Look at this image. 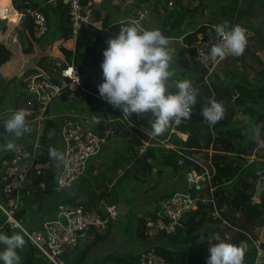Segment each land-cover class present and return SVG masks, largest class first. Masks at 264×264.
Instances as JSON below:
<instances>
[{"label":"trees","instance_id":"16d2710c","mask_svg":"<svg viewBox=\"0 0 264 264\" xmlns=\"http://www.w3.org/2000/svg\"><path fill=\"white\" fill-rule=\"evenodd\" d=\"M137 1L139 4L152 3L151 13L154 20L157 21L156 27L166 33L170 39L173 33H175V36L178 35L184 24L185 16L197 11L203 4V0H199L196 5L191 7H184L180 0H136L135 2ZM124 2L126 0H122L121 4L116 7L120 8ZM42 3L44 4V15L49 29L46 33V36H49V45H53L62 39H70L69 33L72 26L69 5H66L63 0H42ZM170 3L172 5H169ZM17 7L21 9V6ZM130 10L128 9L126 13ZM101 11L96 9V15L98 16ZM182 11H185V16ZM96 15L93 14L94 19H97ZM109 21V16L106 14L102 23L105 25ZM30 27L31 20L27 19L24 22L23 29L18 34L20 43H23L27 38L26 30H29ZM89 29L90 32L86 42L79 37L73 51L62 48L61 52L67 63H71V60H73L74 66L81 75L87 74L84 79V86L95 92L98 91V88L95 82L89 78L88 69L97 68L96 76H102L100 68L103 59L102 52L107 47L108 39L112 36L93 27ZM31 31H34L33 25ZM176 37L178 38V36ZM196 41L195 33L188 32L185 34L177 60L178 67L181 70L178 74L180 75L179 80L189 79L197 91V104L192 105L190 118L179 123L174 128L176 132H171L172 125L166 132L154 137L152 141L157 143L158 146L147 147L145 152L141 153L140 149L144 143L151 141V139L150 135L146 134L134 122L144 113L132 114L131 116L125 115L129 122L134 123L133 126L126 122H119L121 125L119 136L123 135L126 138L128 157L105 162L97 168L93 166L91 170L87 171L88 174L86 173L83 178L75 182L68 191L56 190L60 165L55 160L50 159L48 154L50 147H58L57 137L64 119L57 123L49 117L44 121L39 131L36 123L28 121L31 130L25 135L34 138L38 133L42 149L38 156L39 159L34 162L28 171L25 184L19 191V206L15 217L23 226L38 228L46 219L42 218L40 223L37 222L42 216L41 213L49 214L50 210L49 216L51 214L55 215L58 203L82 207L84 210L89 211L94 209V203L101 200L118 206L124 204L127 207L129 201L125 196L126 181L134 179L140 185H145L156 165H171L175 174L183 170V174L188 170L195 169L198 171L197 167L186 162L181 165L178 160L182 158V154L191 156L201 153L199 155L202 156L201 159H210L215 169L211 179L213 192L211 194L208 187L195 186L192 195L196 198L197 193H204L208 200L213 199L220 209L221 218L228 223V226L224 225L221 219L212 216V202L204 201V198L196 200L194 208L182 220V226L170 234L157 231L154 236H150L145 226V217L154 222L162 219L160 215L162 208L160 206L147 211L143 215L136 212L134 207H130L124 216H119L117 221L121 219L123 222L125 221L124 230L130 234V239L132 238L134 242L142 244L153 242L154 244L145 251L153 250L168 264H207L209 255L208 237L212 233H219L222 239L234 244L246 245L243 264H254L256 250L246 233L250 234V228L260 227L264 223V187L260 198L255 199L256 185L260 178L264 179V145L259 146L258 144L260 139H264V111H259V107H264V65L254 55L253 59L256 61V65L260 66L257 67L256 71H253V78L249 79L246 74L248 69H253L252 65L246 63L240 57L241 55L237 59L230 58L227 60L228 72L224 73V77L215 74L214 78L211 77L210 84H207L205 78L208 70L195 59L194 45ZM170 42L172 41L170 40ZM32 51V47L23 48L25 54L32 53ZM11 57V49L0 42V68L9 62ZM239 61L244 72L243 80H240L239 72L234 74L232 71ZM43 62L44 59L41 58L38 65L42 66ZM51 66L49 73L52 75L53 69H58V67L53 63H51ZM34 73L35 70H28L22 74L23 76L18 82L20 88L25 87L23 80ZM173 76L177 77L175 73ZM215 80H218L219 83L216 84ZM14 81V78L8 80V85L14 83ZM226 81L235 82L233 86L243 99L244 104H235L231 89L227 86H220V83ZM0 87L3 90V98H7L8 103L11 106L13 104V107H17V102L25 96L24 92L17 91L18 86L12 89L15 90V98L18 96L16 99L9 94L10 92H8L6 86L0 85ZM171 90H174V88ZM66 93L67 96H80L90 112H99L103 115V119L97 124L99 130L97 134L101 138L104 139L107 135H112L115 138L119 137L113 134L115 121L107 122L109 117L119 116V113L111 104L97 99L94 95L78 90L68 89ZM210 99L222 102L225 109L223 118L212 126H209L201 115L202 107L206 106ZM239 113L245 117L246 124L235 121L236 115ZM8 115L0 116V119H7ZM253 127H258L261 130L258 139L253 137ZM177 132L187 134L186 140L183 141L177 135ZM9 136L11 134L5 133L3 129L0 133V145H4L6 138ZM22 141L27 144L29 140L24 139ZM160 141H165L172 147H166ZM150 152H152L151 155ZM11 157L12 150L0 152V164L5 160H11ZM123 163L125 166L122 165ZM49 192L50 194H47ZM174 192L175 190L162 196L161 199L166 201ZM50 195H52V199H50ZM6 201L7 199L0 195V202L6 203ZM5 219V214L0 210V224H3ZM28 223L30 226H27ZM113 223H109L102 230L89 229L86 238L75 248L65 252L60 257L61 261L68 262L72 254L78 253L74 264H140L141 252L119 255L95 250L110 237ZM35 224L37 225L35 226ZM4 231L5 234H11L20 230L6 226ZM261 239L263 240V238ZM262 247L264 250V241ZM18 251L19 255L26 260V264H53L26 238L23 249Z\"/></svg>","mask_w":264,"mask_h":264},{"label":"built area","instance_id":"2783aa9c","mask_svg":"<svg viewBox=\"0 0 264 264\" xmlns=\"http://www.w3.org/2000/svg\"><path fill=\"white\" fill-rule=\"evenodd\" d=\"M22 2L26 9V15L34 19V24L36 23V25H33V30L37 31L36 36L41 37L49 30L44 13L40 9L33 13L34 10L31 7L34 5L30 1L23 0ZM68 5L70 7L69 16L72 26L71 32L69 33L71 40H77L79 38V29L82 24L88 28L93 27L101 30L112 37L119 32L120 28L128 25L130 22H136L144 27L150 28L149 21L152 16L151 2L137 4L135 7L137 10L134 13L129 11L130 13L128 12L123 18L105 25L99 23L93 17L96 10L95 1H89L85 4L84 0H69ZM139 5L141 8H138ZM169 5H172V3ZM19 17H23V13H20ZM241 27L246 32L248 42L253 33L246 25ZM193 33H195L197 38L194 45L195 59L202 63L208 70L205 81L207 84H210L211 77L216 73L219 65L230 58L238 56L229 55L220 59L209 54L208 51L211 46L219 43L220 40L214 27L211 25H207V29L204 31L200 30L199 33L197 31ZM23 82L25 83V87L20 88L19 91L24 92V95L27 96L25 104L13 107V104L11 106L7 101V105L4 101V105L1 106L0 98V116L23 108L27 111V120L37 123L38 131L42 126V122L47 118V111L52 102L59 99V96L68 89L91 94L97 99L105 101L100 97L98 91L92 92L84 86L83 76L74 66L73 60H71V63H66L63 67L59 66L58 69H53V74L50 76L32 75L25 78ZM115 109L122 116V122L134 126L133 122H129L126 119L121 109ZM182 121L174 123L172 130L176 132L174 128ZM177 134L181 133L177 132ZM152 138L150 136V139ZM103 142V138L90 128L85 127L83 123L75 119H64L62 121L61 129L57 137L58 147H50L64 153L67 158V164H59L60 170L56 190L62 191L63 188H70L75 182L86 175L90 161L99 155ZM160 143H165V141H160ZM20 144V146L12 150L11 160H5L0 164V195L7 199L6 203L0 202V210L6 216L5 222L0 224V230L8 226L12 229H18L22 233H26L25 238L50 262L53 264H63L59 257L69 249L79 245L86 238L89 229L95 228L102 230L109 223L118 220L120 216L119 206L108 204L104 200H101L94 204V209L89 211L84 210L82 207L58 203L56 214L50 220L46 219L38 228H32V230L23 226L15 217L18 210L17 202L19 199V191L23 188L26 175L36 161V157L39 156L42 146L38 133H36L35 142L28 141L26 144L21 141ZM185 162H189L190 165L197 167L198 171L194 169L185 172L184 187L175 190L173 195L162 204L160 214L162 219L156 222L150 219L146 220L145 226L149 233L151 230H154V232L160 231L170 234L182 226V220L194 208L197 200L192 195V190L195 186L208 187L212 194L213 187L211 179L215 169L211 160H202L199 155L185 156L182 154V158L178 160V163L182 165ZM208 201L212 202V216L221 219L223 224L228 226V223L221 218L220 209L216 202L213 199ZM80 231H86L84 237L78 235ZM246 234L256 250L254 264H263V240L256 238L251 233ZM140 264L168 263L152 250L141 253Z\"/></svg>","mask_w":264,"mask_h":264},{"label":"clouds","instance_id":"9594fccd","mask_svg":"<svg viewBox=\"0 0 264 264\" xmlns=\"http://www.w3.org/2000/svg\"><path fill=\"white\" fill-rule=\"evenodd\" d=\"M214 30L220 40L208 51L211 56L223 59L243 54L247 36L240 25L229 26L224 21L215 25ZM102 55L100 68L103 79L97 86L100 97L121 109L124 115L150 111L146 134L160 136L174 123L190 118L192 105L197 104V91L189 79L175 80L174 84L171 82L174 75L170 69L173 48L170 38L159 28L130 22L108 39ZM224 113L223 103L216 99H210L201 110L209 126L221 120ZM92 122H98L95 115ZM0 127L12 137H21L31 130L27 111L23 108L11 111L7 119H0ZM260 132L258 127L252 128L254 138L258 139ZM0 148L13 150L15 144L9 140ZM48 154L57 164H67L65 154L57 149L49 148ZM25 235L22 231L11 234L0 232V264H20L18 250L25 245ZM208 246L207 264H243L246 245L234 244L222 239L219 233H212L208 237Z\"/></svg>","mask_w":264,"mask_h":264},{"label":"rangeland","instance_id":"374dc122","mask_svg":"<svg viewBox=\"0 0 264 264\" xmlns=\"http://www.w3.org/2000/svg\"><path fill=\"white\" fill-rule=\"evenodd\" d=\"M30 1V0H29ZM89 1H94V0H84V3H88ZM255 4H257V6L259 7V9L261 10V12L264 15V0H254ZM31 2V1H30ZM100 2L102 5H104L105 10L107 11V14L109 16V22L113 23L121 18H123L126 14V11L128 9L125 8V2L122 3V5L120 6V8H117L116 6L120 5L122 0H97L96 4ZM21 3H18L21 5V10H18L17 12L23 13V17L21 18V21L18 19V21L16 23L9 21L8 19H0V21H2L0 23V42L1 43H7V47H9L11 50H13V54L14 57L16 59L22 57L19 56L17 52L21 53V51L23 50V48L32 46L33 48L35 47L36 50H34V53L40 54L39 50H47V51H53V53L55 52V54H59V51L61 52V48H73L75 49L76 45H77V40H71L67 39V40H59L56 43H54L53 45H49L48 40H49V36H46V33L44 35H42L41 37H37V31H31L32 25H36V23L34 24V19H32L31 17H28L26 14V9L24 8V5ZM137 3H139L137 1ZM36 5H38L36 3ZM136 2L133 3L130 8H131V13H134L137 8L133 7L136 6ZM13 6L15 7V5L13 4ZM35 7V6H32ZM138 7V6H137ZM129 8V7H128ZM138 8H141V6L139 5ZM130 13V12H129ZM128 14V13H127ZM96 15V13L94 12V16ZM97 17V21L99 23H102L101 21L103 20L102 17ZM30 19L31 20V27L29 30H26V34H27V38L24 40L23 43H20V41L17 40L18 34L19 32L23 29L24 27V22L25 20ZM153 22H150V24H152ZM240 23H245L246 22H240ZM247 27H249L251 30L256 31V38H259V35H263L264 36V22H255V21H250L247 24ZM215 27V26H214ZM181 31V29H180ZM4 34H10V37L4 38ZM172 34V33H171ZM181 33H178V36ZM260 39V38H259ZM71 40V41H70ZM170 46L173 48V55H172V60L170 62V69L173 71V73L176 74L177 77H172L171 78V82L174 84L175 80H179V76L178 75L181 70L178 67L177 64V60H178V54H179V50L182 46V40L180 41H175V42H170ZM235 59H237V57H235ZM29 62V61H28ZM250 63H252V61H250ZM254 65V63H252ZM254 70H257V67L254 66L253 67ZM96 69H88V73H89V78L95 82L96 87L98 86V84L102 81L103 76H96ZM234 72V74H237L238 68L237 66H235L232 70ZM96 72V73H95ZM228 72V62L227 60L222 62L219 65L218 70L216 71V73L213 74L212 78H214L215 74H219L222 78L224 77V73ZM86 74V73H85ZM51 74H49L50 76ZM249 79H252L254 76V73L252 72V70H248L247 74H246ZM22 74L19 75H13L10 78H4L3 76L0 75V85L1 86H6L8 92H12L14 90H12L14 87L18 86V89H20V84L19 79L22 77ZM207 77V76H206ZM14 78V83L8 85V80ZM206 79V78H205ZM218 80H215V83ZM15 84V86H14ZM232 84H235V82H233ZM9 88H8V86ZM14 86V87H13ZM98 88V87H97ZM15 92V91H14ZM0 98H1V106L4 105V101L7 103V98L4 99L3 98V90L0 87ZM27 98V96H24L22 98V104H25V99ZM233 101H234V97H233ZM235 103V101H234ZM259 111H262L261 108L259 107ZM7 110V109H6ZM5 110V111H6ZM263 112V111H262ZM5 114V113H4ZM9 114V113H8ZM7 115V114H5ZM97 117V121H101L103 119V115L99 112L96 113H92L88 110L87 106L85 105V103H83V101L81 100L80 96H74V95H69L67 96V100L65 102H62L59 100H54L52 102V104L50 105L49 109H48V113H47V118L46 120L50 117L52 118L55 122L60 123L63 119H75L81 123L84 124L85 127L92 129L94 132L98 133L99 130L97 129V124L92 122V117L93 116ZM122 118V116H120ZM118 117H114L113 116V120H117ZM245 117L242 114H238L236 115V120L240 122L241 124L245 123ZM247 119V118H246ZM119 121H122L119 119ZM116 122V121H115ZM114 122V124H115ZM36 123V122H34ZM44 123V121L42 122V124ZM37 124V123H36ZM246 124V123H245ZM3 130V127H0V133ZM251 130V129H250ZM114 134V132H113ZM182 134V135H181ZM179 134V137L185 141L187 138V134L181 133ZM184 135V136H183ZM119 136V135H118ZM121 137V139L119 138ZM117 138H115V140H119L116 141V149L114 150V152H124L125 148L127 147V141L126 138L122 135L119 136ZM110 139H112V135H110L109 137ZM119 138V139H118ZM24 139H28L31 142H35L36 140V136L34 138H29L26 137L25 134H23L21 137L15 138L12 136H9L6 138V142L7 143L9 140H11L14 144L15 147L20 146V142ZM105 139V137H104ZM259 146L260 145H264V139H260L259 141ZM5 151L3 148H0V152ZM201 154V153H200ZM199 154V155H200ZM194 155H198V154H194ZM202 157V156H201ZM38 159V157H36V160ZM158 167V166H157ZM151 178V177H150ZM148 179V183H146V185H150L151 186V180L152 179ZM127 186V191H126V195L128 197V201L129 204L127 205L128 207H134L136 208V212L140 213V215L145 214L147 211L149 210H153L155 208H157L158 206H160L162 208V204H163V200L161 198L150 202L147 198L144 197L143 193L140 194V189L138 188H142L143 185H140L138 183V181L131 179L130 181H128V183L126 184ZM135 188V189H134ZM47 194H50L47 193ZM46 194V196H48ZM50 199H52V195H50ZM196 198H204L205 201H207L208 197L204 194V193H197ZM9 200L11 201V199L9 198ZM18 203V202H17ZM46 203V202H45ZM19 206V203H18ZM42 215V213H41ZM53 216H48L46 219L50 220ZM145 220H147V218H144ZM160 222V221H159ZM113 225V229L111 232L110 237L107 239V241L105 243H103L100 247H98L95 250H100L103 253L106 252H111V253H115V254H119V255H123V254H127V253H142L144 252L147 248L150 247V243L154 244L153 242H149V243H139V242H134L132 240V238L130 239V234L127 233L124 228H125V221L123 222V220H119L115 223L112 224ZM27 226H30V224L28 223ZM32 229V228H30ZM4 230V229H3ZM33 230V229H32ZM2 231V230H0ZM16 232V231H15ZM253 234H256L257 232H255V230L253 229ZM149 233V232H148ZM155 232L154 230H151L149 235L150 236H154ZM257 235V234H256ZM78 253H74V255L72 254V256L69 258L68 262H63V264H74L75 259L77 257ZM93 255V254H92ZM60 259V257H59Z\"/></svg>","mask_w":264,"mask_h":264},{"label":"crops","instance_id":"0c3cea01","mask_svg":"<svg viewBox=\"0 0 264 264\" xmlns=\"http://www.w3.org/2000/svg\"><path fill=\"white\" fill-rule=\"evenodd\" d=\"M22 1L23 0H17V1L10 0L11 8H13L16 11L21 10L17 6H21L18 3H21ZM30 1H31L32 5L38 6L39 9L42 10V12L44 13V4L42 3V0H30ZM94 1L96 4L97 0H94ZM180 1H182L184 7H191L193 5H196L199 2V0H180ZM36 3L38 5H36ZM125 3L127 4V0ZM202 3L203 4H202L200 9H198L197 11H194L188 15H186L182 11V14L184 16L185 15L186 16H185V21H184V24L181 28V31H179V33H181V34L179 36L176 35V36H178V38H177L174 35L175 33H173L171 35L172 37L170 39L172 42L182 40L183 36L185 34H187L188 32L197 31L199 33L200 30L201 31L206 30L207 25H211L212 27H214L215 25L222 23L224 21H227L229 26H232V25L243 26V25H246L250 21H252V22L253 21L264 22V15L261 12V10L259 9V7L257 6V4H255L254 0H203ZM13 4L15 5V7L13 6ZM126 4H125V8L131 9L130 7L128 8ZM136 4H139V3H136ZM96 9L102 10L101 12H99L98 16L105 18L107 11L105 10L104 5H102L100 2H98L96 4ZM21 18L22 17H19L20 21H21ZM150 22H153V23L150 24ZM156 22L157 21L154 20V18L151 16L150 21H149V27L150 28H157ZM240 22H246V24L240 23ZM108 24H111V23L109 22ZM251 31L253 33L252 37L247 42L245 50L240 57L243 58L246 61V63L251 64L252 67H254V66L258 67L260 65H258V64L256 65V61H254L253 56L256 55L257 59L264 65V36L261 34V35H259L260 39L256 38L257 37L256 31H254V30H251ZM164 34L166 35V33H164ZM3 36H4V38L8 39L10 37V34H4ZM17 40L20 41L19 36L17 37ZM5 45L7 46V43ZM29 47H32V46H29ZM32 49H33L32 53H29V54H25L23 52V50L21 51V53L17 52L19 56H22L18 59H16L14 57V54H13L14 51L11 50L12 51V57H11L9 62H7L6 64L1 66L0 75L3 76L5 79L6 78L8 79L13 75L23 74L24 72H26L28 70H35V73L33 75L49 76V74H50L49 71L51 69L50 67H52L51 63L56 65V67H58V68H59V66L63 67L67 63L63 53L60 51H59V54H55V52L53 53V51H47V50L42 49V50H39L40 54H37V51H36V53H34V50H36L35 47L34 48L32 47ZM66 49L72 50V51L74 50L72 47L66 48ZM41 58L44 59V62L42 64V66H39L38 61ZM250 61H252V63H254V65L252 63H250ZM239 65H240V61L236 65L237 68ZM248 70H250V69H248ZM96 71H97V69H96ZM253 71H254V68L252 69V72ZM243 74H244V72H243ZM14 91L9 93L12 95L13 98H15V96H16V93ZM17 91H19V89ZM22 103L23 102L19 100L17 102V106L22 105ZM260 108L262 111H264V107H260ZM120 116H121L120 114H119V116L117 115L118 118L116 121L122 122V121H119V119L121 120ZM150 118H151V112L149 111V112H146V113L142 114L141 116H139L137 121L134 123L140 129L145 131V129L149 127L148 121ZM111 121L114 122L115 119L113 120V117H109L107 122H111ZM171 132L173 133L175 131L171 130ZM177 135L179 136V134H177ZM109 137H110L109 135L105 136L101 152L99 153L98 156L94 157L90 161L88 171H89V169L91 170V168L93 166L95 168H97L100 164H103L105 162H110L111 160L113 161L117 158L122 159L124 157H128L127 147L125 148L124 152H118V151L114 152V150L117 147L115 142L119 141V140H115V138H113V137H112V139H110ZM119 138L121 139V137H119ZM152 139H154V137ZM152 139H151V141L144 143V145L140 149L141 153L145 152L147 147L158 146L157 143H154L152 141ZM161 144H164L166 147L171 148V146H169L167 143H161ZM151 154H152V152H150V155ZM122 165L125 166L124 163ZM91 173H92V171H91ZM183 173H184V170L175 174L173 172L171 165H156V167L153 169V173H152L151 178H150V179H152L151 180V182H152L151 186L148 184L147 185L145 184V185H143L142 188H138V189H140V194L143 193L144 197L147 198L150 202H152V201H155V200L161 198L164 195H167V194L173 192L174 190H177L179 188H183L184 182H185V180H184L185 175ZM87 174H88V172H87ZM94 174H95V172H94ZM119 174H121V173H119ZM130 180H128V181H130ZM128 181L125 182V185L128 183ZM126 191H127V186H126ZM125 196L128 199L126 192H125ZM129 208L130 207H128V206L125 207V214ZM49 214H50V210H49ZM49 214L43 212L42 216L37 220V222L40 223L41 219L47 218L49 216ZM51 216H54V214H51ZM36 225L37 224H35V226ZM250 229H251L252 234L254 233L253 229L255 230V232H257L256 233L257 235L254 234V235H256L255 236L256 238H263V241H264V223L260 227H252ZM0 232L5 233L4 230H2ZM151 245H152V243H150V246ZM20 257H21L20 264H26V260L21 255H20Z\"/></svg>","mask_w":264,"mask_h":264},{"label":"water","instance_id":"95a60500","mask_svg":"<svg viewBox=\"0 0 264 264\" xmlns=\"http://www.w3.org/2000/svg\"><path fill=\"white\" fill-rule=\"evenodd\" d=\"M64 3L67 5L69 3V0H63ZM136 0H127V7H130L133 3H135ZM175 5H176V2H175ZM10 14H12L14 12L13 8H10ZM183 13H185L183 11ZM90 32V29L85 26L84 24L81 25L80 29H79V37L84 41L86 42L87 41V37H88V34ZM238 70H239V73H240V80H243L244 78V74H243V70L241 68V66L239 65L238 66ZM87 74H84L83 75V82H84V79L86 77ZM55 81V80H54ZM219 81H216V84H218ZM220 86H227L231 89L232 91V94H233V97H234V101H235V104L239 105V104H244V101L243 99L238 95L235 87L233 86V84L230 82V81H226L224 83H220ZM67 91L63 92L60 96H59V100L62 101V102H65L67 100ZM115 126V129H114V135L115 136H118L120 131H121V125L118 121L115 122L114 124ZM188 163V162H186ZM263 187H264V179L263 178H260L259 182L257 183L256 185V193H255V199H259L261 194H262V191H263ZM69 188H63L62 191H68ZM119 214L121 216H124L125 215V205L124 204H120L119 205ZM85 233L86 231H80L78 232V235L80 237H84L85 236Z\"/></svg>","mask_w":264,"mask_h":264},{"label":"bare ground","instance_id":"6f19581e","mask_svg":"<svg viewBox=\"0 0 264 264\" xmlns=\"http://www.w3.org/2000/svg\"><path fill=\"white\" fill-rule=\"evenodd\" d=\"M10 8H11L10 0H0V19H8L9 21L16 23L19 19V13L13 9L14 12L10 14L9 11ZM31 9L34 10L33 13L39 10V8L34 9L32 7Z\"/></svg>","mask_w":264,"mask_h":264}]
</instances>
